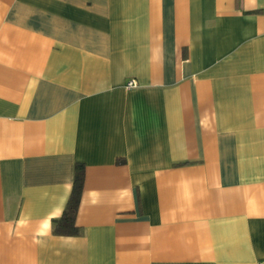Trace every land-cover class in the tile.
Masks as SVG:
<instances>
[{"label": "crops", "instance_id": "obj_1", "mask_svg": "<svg viewBox=\"0 0 264 264\" xmlns=\"http://www.w3.org/2000/svg\"><path fill=\"white\" fill-rule=\"evenodd\" d=\"M0 264H264V0H0Z\"/></svg>", "mask_w": 264, "mask_h": 264}, {"label": "trees", "instance_id": "obj_2", "mask_svg": "<svg viewBox=\"0 0 264 264\" xmlns=\"http://www.w3.org/2000/svg\"><path fill=\"white\" fill-rule=\"evenodd\" d=\"M83 166L80 163L75 165L71 192L59 217L52 220L53 232L57 234L80 235L82 228L75 223V215L83 186Z\"/></svg>", "mask_w": 264, "mask_h": 264}, {"label": "built area", "instance_id": "obj_3", "mask_svg": "<svg viewBox=\"0 0 264 264\" xmlns=\"http://www.w3.org/2000/svg\"><path fill=\"white\" fill-rule=\"evenodd\" d=\"M134 85H136V80H135V79L130 78V79H128V80L126 81V86H127V87L134 86Z\"/></svg>", "mask_w": 264, "mask_h": 264}]
</instances>
